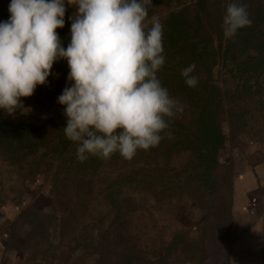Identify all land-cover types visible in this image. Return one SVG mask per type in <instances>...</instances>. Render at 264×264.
<instances>
[{"label": "rangeland", "instance_id": "obj_1", "mask_svg": "<svg viewBox=\"0 0 264 264\" xmlns=\"http://www.w3.org/2000/svg\"><path fill=\"white\" fill-rule=\"evenodd\" d=\"M197 1L152 0L149 16L157 15L163 23L168 12L192 8ZM211 1L220 7L229 2ZM10 3L11 0H0V22L9 19ZM65 7V26L56 31L66 48L75 6L66 4ZM61 71L53 67L56 76L50 75L47 85L37 86L31 97L22 98L25 106L33 109L29 115L17 112L13 117L0 110V126H16L25 121L40 124L64 116L57 97L67 83V62ZM214 75L223 80L229 78L227 69L220 66L215 68ZM262 106L257 109L243 105L241 111L245 114L238 122L240 110L236 111L233 104L225 107L219 120L226 135V149L213 170L214 192H208L194 180L188 152L167 157L160 150L154 158L152 153L138 151L131 160L117 155L111 162L107 161L96 178L99 190L91 198L92 215L86 216L78 207L73 215L74 228L63 242H59L60 228L55 225L59 216L50 208L57 199L55 168H45L44 162L37 167L34 163L37 158L33 157L11 163L0 156V264H231L226 260L231 256L230 251L221 245L231 244L234 239L224 229L230 221L228 203L234 198L231 197L234 179L247 167L264 186V99ZM141 169L146 175L144 180L151 185L143 189V184L136 179L139 177L133 176V181L124 187L121 197L130 198L128 207L133 210L125 220L128 222L126 242L120 241L116 235L121 227L109 215L103 190L111 181L119 182L127 173ZM124 183L125 180L121 181ZM73 195L74 192L65 197L73 198ZM256 212L253 208L252 213ZM49 214L50 219L46 220L45 215ZM37 220L46 224L43 230L34 229ZM236 220L239 223L241 219ZM256 226H262L264 232V215L257 219ZM80 231H86L88 242L73 241L74 234ZM46 237L48 241H44ZM173 238L176 244L171 245ZM95 239L97 242H90ZM262 253L264 264V249Z\"/></svg>", "mask_w": 264, "mask_h": 264}, {"label": "clouds", "instance_id": "obj_2", "mask_svg": "<svg viewBox=\"0 0 264 264\" xmlns=\"http://www.w3.org/2000/svg\"><path fill=\"white\" fill-rule=\"evenodd\" d=\"M66 4L75 11L65 48L56 30L65 26ZM150 6L152 0H11L9 19L0 22V110L29 115L33 109L22 98L47 85L56 76L54 63L66 60L67 83L57 103L80 162L117 153L131 160L171 138V121L184 106L158 78L166 62L164 24L149 16ZM251 24L246 5L228 3L225 38ZM195 67L181 70L190 88L198 84Z\"/></svg>", "mask_w": 264, "mask_h": 264}, {"label": "trees", "instance_id": "obj_3", "mask_svg": "<svg viewBox=\"0 0 264 264\" xmlns=\"http://www.w3.org/2000/svg\"><path fill=\"white\" fill-rule=\"evenodd\" d=\"M230 2L232 0L228 3ZM239 2L247 6L252 24L241 29L233 38H225L221 27L228 3L220 7L219 3L216 5L211 0H198L192 8L183 7L167 13L163 21L166 62L157 75L170 95L183 104L184 110L171 121V138L165 137L156 147L139 150L152 153L154 158L160 150L167 157L188 152L191 156V175L208 192L215 191L213 170L220 163L219 157L226 149V135L219 120L225 107L233 104L236 111L240 110L236 122L241 121L245 114V111H241L243 105L257 109L263 107L264 0ZM70 39L71 37L67 40L66 47ZM65 62L67 61H57L53 67L60 73ZM192 64L196 65L193 75L198 78V84L194 88L188 87L181 76V70ZM217 66L227 69L228 79L215 77L214 70ZM66 122L67 118L62 116L40 124L25 121L16 126H0V156L11 163L33 157L37 158L34 159L37 167L44 162L45 168H55L54 191H57V199L55 202L53 200L50 208L54 215L59 216L55 223L60 228V233L57 234L59 242H63L67 233L73 230V215L78 207L86 216L92 215L90 203L91 198L98 194L99 182L96 178L99 171L107 161L111 162L112 158L119 155L113 154L106 160L89 157L85 162H80L76 156L75 143L64 135L63 127ZM133 174L123 175L119 182L111 181L103 190L109 215L113 217V223L119 222L118 227H121L116 238L125 242V226L128 224L125 220L133 209L128 207L130 198L121 197L124 187L133 181V176L139 177L136 179L140 181L139 184H143V189L151 185L144 180L146 175L142 169ZM123 180L125 183L121 184ZM72 192L75 194L73 198L65 197ZM51 215H45V219H50ZM40 221H34V229L40 230L46 226ZM85 234L86 231L75 233L73 241L78 244L88 242L89 237ZM44 241H48V238H44ZM174 244L175 238L171 242V245Z\"/></svg>", "mask_w": 264, "mask_h": 264}, {"label": "crops", "instance_id": "obj_4", "mask_svg": "<svg viewBox=\"0 0 264 264\" xmlns=\"http://www.w3.org/2000/svg\"><path fill=\"white\" fill-rule=\"evenodd\" d=\"M254 174L246 167L244 172L234 179L232 185L231 197L234 198L228 203V209L231 210L230 221L228 227L224 229L228 234L232 233L234 239L231 244L225 242L221 245L222 249L230 251L231 256L226 260L231 264H262L263 262L264 232L262 226L256 224L257 219L264 215V189H262L264 186H262L263 181H258ZM253 208L257 210L256 213H252ZM236 218L241 219L239 223Z\"/></svg>", "mask_w": 264, "mask_h": 264}]
</instances>
